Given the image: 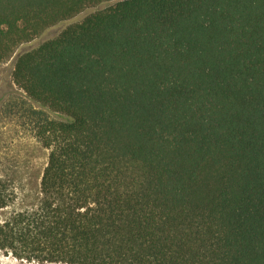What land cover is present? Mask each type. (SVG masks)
<instances>
[{
	"label": "trees",
	"instance_id": "obj_1",
	"mask_svg": "<svg viewBox=\"0 0 264 264\" xmlns=\"http://www.w3.org/2000/svg\"><path fill=\"white\" fill-rule=\"evenodd\" d=\"M115 0H0V62ZM49 151L0 251L27 264H264V0H122L19 57Z\"/></svg>",
	"mask_w": 264,
	"mask_h": 264
},
{
	"label": "rangeland",
	"instance_id": "obj_2",
	"mask_svg": "<svg viewBox=\"0 0 264 264\" xmlns=\"http://www.w3.org/2000/svg\"><path fill=\"white\" fill-rule=\"evenodd\" d=\"M118 1L102 3L83 10L76 16L62 21L33 40L18 45L11 56L0 62V177L16 193L11 210L36 207L41 199V178L47 165L49 151L36 136L33 110L45 112L49 118L61 120L27 97L15 83L14 72L17 60L27 52L34 51L44 43L58 38L69 27L81 24L91 15L114 6ZM0 264H27L17 261L0 251Z\"/></svg>",
	"mask_w": 264,
	"mask_h": 264
}]
</instances>
